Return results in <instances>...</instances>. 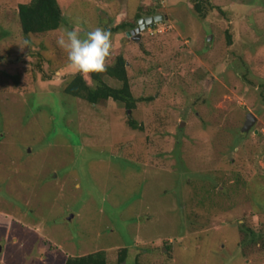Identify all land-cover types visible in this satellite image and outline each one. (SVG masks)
Listing matches in <instances>:
<instances>
[{"label": "rangeland", "instance_id": "374dc122", "mask_svg": "<svg viewBox=\"0 0 264 264\" xmlns=\"http://www.w3.org/2000/svg\"><path fill=\"white\" fill-rule=\"evenodd\" d=\"M28 1L0 0V264L123 247L132 264H264V0H59L61 25L26 36ZM66 27L111 31L134 108L64 91Z\"/></svg>", "mask_w": 264, "mask_h": 264}, {"label": "trees", "instance_id": "16d2710c", "mask_svg": "<svg viewBox=\"0 0 264 264\" xmlns=\"http://www.w3.org/2000/svg\"><path fill=\"white\" fill-rule=\"evenodd\" d=\"M195 9L200 13V3L194 4ZM19 19L23 33L29 36L31 33L44 32L58 28L63 21L62 7L59 0H29L20 2L18 5ZM103 72H89L93 84H90L84 74L78 71L67 82L64 91L75 97L83 98L91 103H98L103 100L113 99L124 104L128 109L136 105V98L132 95L129 78L126 70V60L118 55L115 62L106 64ZM110 76L120 82L119 86L108 84L103 76ZM133 128H142L137 121L129 119ZM253 236L255 233L251 231ZM128 248L123 247L115 264H132L127 261ZM65 264H111L108 262L105 250H98L79 256H69Z\"/></svg>", "mask_w": 264, "mask_h": 264}, {"label": "clouds", "instance_id": "9594fccd", "mask_svg": "<svg viewBox=\"0 0 264 264\" xmlns=\"http://www.w3.org/2000/svg\"><path fill=\"white\" fill-rule=\"evenodd\" d=\"M57 44L67 51L69 63L79 71L103 72L113 40L111 31L106 28L95 27L82 36L75 28L66 27Z\"/></svg>", "mask_w": 264, "mask_h": 264}, {"label": "water", "instance_id": "95a60500", "mask_svg": "<svg viewBox=\"0 0 264 264\" xmlns=\"http://www.w3.org/2000/svg\"><path fill=\"white\" fill-rule=\"evenodd\" d=\"M159 18H162V15L149 16L147 18H141L139 20L140 25L138 27L132 29V30L127 31V35L131 36V35H133V34H135L137 32L136 38H140L141 37V30L143 28V25L141 24L142 21L145 19V20H147V22H150V21H153L154 19H159ZM256 121H257V116L254 113H252V112L247 113L246 120H245L244 125L242 127V132L249 131L250 128L253 126V124Z\"/></svg>", "mask_w": 264, "mask_h": 264}, {"label": "flooded vegetation", "instance_id": "af4514ba", "mask_svg": "<svg viewBox=\"0 0 264 264\" xmlns=\"http://www.w3.org/2000/svg\"><path fill=\"white\" fill-rule=\"evenodd\" d=\"M157 15H162V18L154 19L153 21H150V22H147V20L144 19V20L142 21V23H141V24L143 25V28L152 25L154 22L162 21V20H164V19L166 18V16H164L163 14H160V13H159V14L150 15V16H157ZM147 17H149V16L142 17V18H147ZM140 19H141V18L138 19V23H137V25L134 26L133 28H131L130 30H132V29H134V28H136V27H138V26L140 25V22H139Z\"/></svg>", "mask_w": 264, "mask_h": 264}]
</instances>
